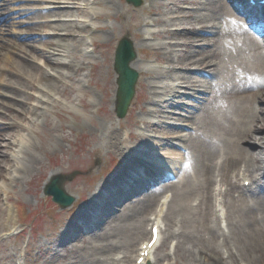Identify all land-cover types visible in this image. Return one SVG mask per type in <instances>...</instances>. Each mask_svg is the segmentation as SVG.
Instances as JSON below:
<instances>
[{
	"label": "bare ground",
	"instance_id": "bare-ground-1",
	"mask_svg": "<svg viewBox=\"0 0 264 264\" xmlns=\"http://www.w3.org/2000/svg\"><path fill=\"white\" fill-rule=\"evenodd\" d=\"M80 1H83V5L91 8V11H81V5L76 0L68 1L69 6H66L67 3L64 1L51 0L48 2V9L45 13L34 12L30 8L26 9L24 14L30 13L27 18L32 21L28 28L33 25L40 27L48 25L60 28L63 35H47L41 41L42 47L29 44V41L24 38L17 42L2 40L0 46L13 45L11 62L18 69L15 72L10 71L9 79L1 81V85L11 89V93H15L20 90L19 84H17L19 83L18 78L25 77L24 71L26 72L28 69L33 71L32 75H35L37 82L43 83L47 87L44 89L45 92L59 91L56 80L48 73L39 72L36 76V66L28 62L29 54L33 53L41 57L43 63L48 67L57 68L56 71H59L60 76L64 75L68 79L77 76L84 68L83 61L79 56L83 43L81 33L90 30L91 34L100 31L108 33V35L115 34L113 26L97 25L89 28L84 20L49 22L48 18L51 15L62 12L71 14L72 12H83L84 14L91 12L90 15L94 19L110 17L109 13L92 10V4L98 5L104 0ZM7 2L8 0H0V8ZM166 5H164L167 9H164L166 14L175 12ZM187 5L190 6L189 9L177 4L175 0L173 6L179 13L178 15L170 14L172 16L170 19L150 17L154 9L159 10L158 6L153 8L151 2L140 8V11L147 15L145 19L138 16L136 11L130 13L128 9H124L125 13H129L125 20L121 19V26L131 30L134 38H137L138 34L140 35L138 29L144 22L146 25L153 22L159 26L157 30L146 29L143 32L145 37L151 35L159 39L156 43H146L143 40L141 48L147 49L151 55L142 54L130 63V66L137 72H146L148 87L153 92H159L156 100L160 108H149L144 111L145 114L146 112L148 115L159 113L162 118H173L174 110L180 106L177 103L180 102L178 98L187 97L185 94H179L178 90L184 88L197 93V95L192 93L191 96L199 98L200 111L193 118V130L188 137L183 138V145L189 149L190 156L182 154L181 161L171 162L175 167L173 173H177V178L164 182L163 190L169 189V199L166 194L163 195L162 200L156 198L157 191L152 190L150 194L139 199L138 203L132 204L126 211L112 215L100 232L96 233V236L101 234L102 237L90 242L87 251L84 249L81 252L76 250L75 252H66L64 264H107L117 260L113 257L116 251L122 252L127 262H130L135 255L133 264H136L140 246L145 241L147 234L148 237L150 236V229L154 224L159 228L157 243L161 242V246L162 242L165 245L164 241L169 236L176 238L177 241L173 254L170 252L158 254L153 264H159L161 259H167L170 255H174L176 264H243V262L244 264H264V52L260 51L258 40L253 38L254 36H251L247 30L241 28H236L234 31L228 30L223 25L221 20L234 21L227 3L220 2V0H190ZM241 6L250 11L247 15H254L261 21L264 20V5H259L258 7L263 8L257 9L256 5L242 0ZM256 10L259 13L255 12ZM178 18L189 22V26H181L183 23L176 21ZM0 21L5 24L9 22L8 17L1 16ZM168 21L173 23L170 25L167 23ZM21 23L22 21L19 24ZM1 30L0 26V33L3 32ZM232 36L242 46H238L237 52L232 53V64L231 66L229 64V67L233 70V74L227 75L225 68L228 65V58L222 50L224 43L228 44ZM0 39H2L1 35ZM91 44L94 49L98 47L100 52L105 53V49L99 47L96 39H93ZM153 45H156L155 50L150 49ZM57 46L65 48V51L73 56L72 59L62 60L51 57L54 50H59ZM148 57H154L156 62L167 65L163 70L149 67L141 69L138 65L140 64L139 60L146 61L149 59ZM195 68L196 70L206 68L212 80L201 76L200 71H196ZM212 75L217 77L212 78ZM90 76L91 79L87 80L88 84L95 81L93 71L90 72ZM160 77L162 79H157ZM97 78L111 84L110 80L106 79L101 66H99ZM214 80L215 82H213ZM29 84L34 86L33 82H29ZM158 89L160 91H157ZM204 91L211 93V99L204 96L206 93ZM23 93H25V97L20 100L22 104H26L29 99L33 98V95L26 91ZM154 100L152 99L156 103ZM13 108L17 109L12 105L7 107L8 110ZM20 108L24 109V107ZM37 109L38 106L34 105L29 115L33 114L36 120L42 118L43 122L46 121V113L37 114ZM16 113L21 117L28 118L21 110ZM105 118L107 123L97 128L100 134L93 138L99 139L94 142L103 141L106 136L109 146L125 144V138L119 131L117 133V129L111 125L110 114L106 113ZM177 119L183 118L179 116ZM141 122L144 127L141 136L147 134L145 131L148 128V131H152V133L157 131L162 136L160 145H168L182 138L176 134V127H170L169 122L166 125L167 121L165 120L153 121L149 118H141ZM19 125L22 123L2 124L0 140L4 139V130L11 128L10 126ZM146 136H142V142H145L142 144H148L149 136ZM9 142L12 145L15 144V140L4 141V143L0 141V147L3 144L9 145ZM25 142L20 139L16 145L18 144L22 148L26 145ZM21 148L8 154L16 160L15 169L23 168L21 163L24 162L37 168V162L40 160L33 155L25 158ZM151 148L155 151L156 147L152 146ZM4 152L6 151L0 148V163L8 161V155ZM173 159L175 160V158ZM146 160L140 161L139 167L152 169L151 163L148 164ZM135 165L138 163L136 162ZM52 173V176H55L54 174L57 172L53 171ZM156 175L161 178L167 174L157 173ZM240 179L243 183H240ZM244 180H248L247 186L244 185ZM215 183L224 185V188L220 187L214 191ZM101 185L94 186L90 194L96 195L99 189L103 188ZM78 207L77 213L79 214L81 211L80 216H82L84 207L83 205ZM151 211L154 213V217L147 230V224L152 215ZM220 212H222V217ZM148 215L150 216L147 217ZM160 215L161 222L164 220L166 224L165 235H163L161 225L158 224ZM221 220H224L226 224V231L220 228ZM157 247L158 244L155 249ZM11 255V253L2 255L0 264H10L12 262ZM148 263H150V255L144 258L142 264Z\"/></svg>",
	"mask_w": 264,
	"mask_h": 264
},
{
	"label": "rangeland",
	"instance_id": "rangeland-1",
	"mask_svg": "<svg viewBox=\"0 0 264 264\" xmlns=\"http://www.w3.org/2000/svg\"><path fill=\"white\" fill-rule=\"evenodd\" d=\"M49 1L51 0H8L0 8V16L3 18L8 17L9 21L6 24L0 21L1 31H3L0 33L2 38L0 42L2 40L17 42L24 38V40L29 41V44L42 47L41 41L47 35L62 36L63 31L57 27L33 25L28 28L31 20L27 18L30 13L24 14L26 9L30 8L34 12L45 13ZM57 1H64L68 4L66 6H69L68 1L70 0ZM141 1L138 6L128 3L126 0H104L101 4H92V10L110 14V17L107 18L94 19L90 15L91 12L83 13L91 11V8L83 5V1L76 0L81 5V11L83 12H72V14L62 12L48 18L50 23L84 20L89 28L97 25H109L113 26V32L115 33L114 35H108V33L100 31L91 34L90 30L81 33L83 43L79 56L83 61L84 68L72 79H68L63 74V76H60L59 71H56L57 68H50L45 65L42 58L35 55V53L29 54L30 60L28 62L36 66V76L39 72L48 73L56 80L59 91L45 92L44 89H47V87L35 80V75H32L33 71L26 69L25 72L22 69L25 77L18 78L19 83L17 84H19L20 90L11 93L12 90L1 85V81L7 80L9 74H11L10 71L15 72L18 69L11 62L13 45L0 46V126L2 124L9 125L12 122L22 123V125L10 126L11 128L4 130V139L0 141L4 143V141L15 140V144L12 145L9 142V145L3 144L0 148L6 151L4 153L8 155L13 150L21 148L16 143L23 139L26 141V145L24 144L25 146L21 149L24 151L25 158L33 155L40 160V162H37V168L24 162L21 163L23 168L18 170L15 169L16 160L13 159L12 155L7 156L8 161L6 163H0V260L2 255L11 253L12 262L10 264H51L52 261H54L53 264H64V254L66 252H75V250L81 252L84 249L87 251L90 242L102 237L101 234L96 236V233L100 232V229L106 225L112 215L126 211L132 204L138 203L139 199L150 194L152 190L157 191L156 198H161V200L165 194L170 197L169 189L165 188L167 190H163L164 182L173 181L177 178V173H173L175 167L171 162L181 161L182 154L187 155V157L190 156L189 149H186L183 145V138L188 137L191 130H193L194 124H192V121L200 111V100L195 96H191L192 93L197 95L193 90L181 88L182 90H178L181 93H178L185 94L187 97L182 98L181 96L178 98L180 102L177 103L180 106L174 110L175 115L173 118H162L159 113L148 115L146 112L145 114L144 111L149 108H160L156 100L159 92H153L148 87L146 72L138 71L134 94L126 113L123 117L117 115L115 107L118 87L116 79L118 75L113 64L115 49L119 40L127 36L132 41L136 54L135 58L137 59L142 54L151 55L147 49L141 48L143 40L146 43L159 41L151 35L146 37L143 35L146 29L153 31L159 28L153 22H149L147 25L145 22L142 23L138 29L140 35L138 34V37L134 38L131 30L121 26V19L122 21L125 20L128 13H134L133 11H136L138 16L145 19L147 15L140 11V8L148 2H151L153 8H156V6L159 8V10L154 9L150 17L170 19L172 18L170 14L178 15L179 13L173 6L175 0ZM222 1L229 5L234 18V21L221 20L223 25L228 30L234 31L236 28L247 30L251 36H254L253 38L258 40L260 51L264 52V20L261 21L254 15H246V10L239 7L240 0H220V2ZM189 2L190 0H176L177 4L186 6L187 9L190 7L187 5ZM164 5L171 7V10H175V12L166 14ZM124 9H128L129 12L125 13ZM255 12L259 13L258 10ZM21 21L22 23L19 24ZM176 21L183 23L181 26H189V22L182 19L178 18ZM167 23L171 25L173 22L168 21ZM231 38L228 44L224 43L222 50L228 58V65L225 68L227 75L233 74V70L229 67V64L230 66L232 64V53L237 52L238 46H242L235 41L233 36ZM93 39L97 40L101 49H105V53L100 52L98 47L93 48L91 44ZM167 40L174 41L172 39ZM155 47L156 45H153L150 49L155 50ZM57 48L59 50H54L51 57L62 60L72 59L73 56L69 55L65 48L58 46ZM16 50L22 52L19 49ZM148 58L146 61L139 60L140 64L138 65L141 69L142 67H149L163 70L167 65L156 62L154 57ZM99 66L102 67L106 79L110 80L111 84L97 78ZM91 71L94 72L95 81L88 84L87 80L91 79ZM196 71H200L201 76L212 80L206 68L204 70L197 69ZM214 77L217 76L212 75V78ZM157 79H162V77ZM29 82H33L34 86H31ZM25 91L33 95V98L28 101L29 105L28 103L22 104L20 100L25 97V93H23ZM205 94V97L211 99V93L206 92ZM152 99H155L156 103ZM204 101L206 100L204 99ZM83 104L85 106H82ZM11 105L19 111L21 110L28 118L19 116L16 113L18 110L15 108L8 110L7 107ZM34 105L38 106L37 114L46 113V121L43 122L42 118L36 120L33 114L29 115ZM20 107H24V109ZM106 113L110 114L111 125L117 129V133L119 131L122 137L125 138V144L109 146L107 145L106 136L105 140L94 142V140L99 139L93 138V136L100 134L97 128L107 123ZM179 116L183 119L178 120L177 117ZM141 118H149L153 121L165 120L167 121L166 125L169 122L170 127H176V134L182 138L168 145H160L159 143L162 141L161 134L157 131L152 133V131H148V128L145 131L147 134L142 135L149 136L147 139L148 144H142L145 142H142L141 132L144 127ZM62 137L63 139H61ZM152 146L156 147L155 151L151 148ZM145 159H147L148 164L151 163L152 169L150 167L149 169L139 167L140 161ZM136 162L138 165H135ZM136 167L137 169H135ZM53 171L54 173L57 172L54 175L62 174L68 177L64 180L63 186L65 191L73 197V200L67 207L61 208L52 200L51 196L45 194L44 189L50 182ZM157 173L167 175L158 178L159 176H155ZM246 182L248 180H244V185L247 186ZM240 183H243L241 179ZM100 184L103 188L99 189L96 195L94 193L90 194L94 186ZM220 187L223 189L224 185L215 183L214 191H217ZM79 205L84 207L82 216H80L81 211L79 214L77 213ZM152 211V215L147 216H150L147 230L154 217ZM220 215L222 217V212H220ZM161 219L160 224L163 235H165L166 224L164 220L161 222ZM219 224L222 230H227L225 222L221 220ZM146 238H148V234ZM176 241V238L169 236L164 241L165 245L162 242L161 246V242H159L160 246L158 245L150 255V263L148 264H153L157 259V255L163 252L173 254ZM123 256L122 252L116 251L113 257L117 260L107 264H133L135 255H133L130 262H127ZM159 264H176L174 255H170L164 260L161 259Z\"/></svg>",
	"mask_w": 264,
	"mask_h": 264
},
{
	"label": "water",
	"instance_id": "water-1",
	"mask_svg": "<svg viewBox=\"0 0 264 264\" xmlns=\"http://www.w3.org/2000/svg\"><path fill=\"white\" fill-rule=\"evenodd\" d=\"M134 6H138L141 0H126ZM136 54L132 46V42L127 36L122 37L115 50L114 70L117 73V93H116V113L119 117H123L127 107L134 94V86L138 77L137 71L130 66V62L135 58ZM68 178L66 175L58 174L50 179L45 187V194L52 197V200L58 203L62 208L67 207L73 200L64 188V180Z\"/></svg>",
	"mask_w": 264,
	"mask_h": 264
}]
</instances>
